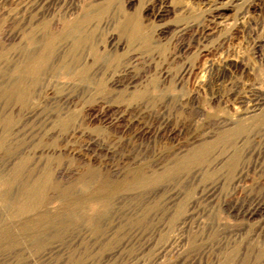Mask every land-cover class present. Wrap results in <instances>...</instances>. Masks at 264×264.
<instances>
[{
	"label": "rangeland",
	"instance_id": "1",
	"mask_svg": "<svg viewBox=\"0 0 264 264\" xmlns=\"http://www.w3.org/2000/svg\"><path fill=\"white\" fill-rule=\"evenodd\" d=\"M2 228L0 264H264V0H0Z\"/></svg>",
	"mask_w": 264,
	"mask_h": 264
},
{
	"label": "bare ground",
	"instance_id": "2",
	"mask_svg": "<svg viewBox=\"0 0 264 264\" xmlns=\"http://www.w3.org/2000/svg\"><path fill=\"white\" fill-rule=\"evenodd\" d=\"M68 25V24H67ZM70 26V28L75 31L74 33H78V27L76 22L75 24H69L68 27ZM80 30V29H79ZM28 35V34H27ZM46 37L44 38L45 39V42H46V46L45 48L40 51L38 54L36 52V54H30V58L27 60V62L22 65V67H20L17 71H18V74H19V77H20V80L17 84H15L14 86H12L11 88H9V90L7 89V91H5L3 93V96H11L13 94H15L17 96V98H19L21 101L24 100V97L26 96V85L24 86V82L27 80L26 77H29V79L31 80V78L34 80V82H38L39 81V78L41 77L42 73H44L46 71V67H47V62H48V55H50V53H48V51L50 50L51 48V43H52V40H53V37L48 34H45ZM52 35V34H51ZM33 36V35H32ZM78 39V37H77ZM81 39V38H80ZM83 40V39H82ZM76 37H75V42H76ZM79 41V40H78ZM35 43V42H34ZM80 43V42H79ZM31 44V43H30ZM79 46V44H77ZM65 46V45H64ZM78 48V47H76ZM52 50V49H51ZM35 53V52H34ZM28 54V56H29ZM70 66V65H69ZM63 68V67H62ZM44 71V72H43ZM85 69H82L80 71V75H84L85 74ZM31 77V78H30ZM24 79H26L25 81H23ZM33 82V81H31ZM33 82V83H34ZM40 83V82H39ZM32 86V85H31ZM30 86V87H31ZM36 86V85H35ZM28 88V87H27ZM32 89V87H31ZM55 89V88H54ZM33 90V89H32ZM29 91V90H28ZM30 94V93H29ZM143 95V94H142ZM141 96V95H140ZM142 97V96H141ZM57 122H61L60 126L63 128V129H66L67 127V123L65 122H62V118L61 117H58L57 119ZM57 124V123H56ZM59 126V125H58ZM60 127V128H61ZM243 130V127L242 126H237L236 128H234V130H230L231 132H228L225 136V138L223 137L222 139H224L223 141L225 140H231L234 136H236L237 134L239 135V133L241 134ZM238 137V136H237ZM202 153V150H195L194 152V155L195 156H199V154ZM193 155V154H191ZM201 155V154H200ZM193 158V157H191ZM196 159V158H195ZM198 159V158H197ZM186 161V160H185ZM184 163V162H183ZM174 164V163H173ZM180 166V164H179ZM21 170V169H20ZM16 174V173H15ZM43 179V178H42ZM44 179L43 180H35L33 182V185L31 186V188L27 191V197H26V193L24 194V196L26 197V201L30 202L32 200H34L38 195L39 193L41 192L42 189H44ZM12 184V183H11ZM46 186V185H45ZM7 195V194H5ZM4 197V196H3ZM6 197V196H5ZM24 198V197H23ZM5 199V198H4ZM38 199V198H36ZM10 201V199H8L7 197V200L6 201ZM25 200V199H24ZM39 200V199H38ZM34 202V201H33ZM9 203V202H8ZM31 204V203H30ZM27 202L25 203H20V211L21 213L23 212H26L28 210L27 208ZM17 206V205H15ZM18 206V207H19ZM30 207V206H29ZM18 210V209H17ZM28 212V211H27ZM32 212V211H31ZM17 214H20L17 213ZM16 215V214H15ZM19 216V215H18ZM96 218V217H95ZM95 218L94 217H90L88 220L89 222L91 223H94L95 222ZM23 223H20L19 227H18V233L20 235H29L30 238H31V242L34 243L36 246L39 247V245L41 244V237L43 236V234L50 228H60L62 229L65 225L64 221L60 222V221H51L48 216L46 214H41L36 218V220L34 219L33 221H31L30 219L29 220H26V221H22ZM16 232H9L8 230L6 229H0V238L1 236L5 234L6 237H4L3 239H5L6 241V244H7V248L10 249L12 247H14L17 243V240H16V235H18L16 233V235H14ZM47 233V232H46ZM45 233V234H46ZM61 233H58L56 234V237H59ZM55 237V235H54ZM5 241L4 243H1L2 244H5ZM35 246V247H36ZM235 258V257H234Z\"/></svg>",
	"mask_w": 264,
	"mask_h": 264
}]
</instances>
